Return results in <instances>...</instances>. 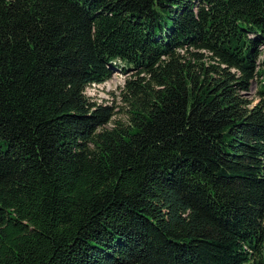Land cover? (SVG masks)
<instances>
[{
    "label": "trees",
    "instance_id": "trees-1",
    "mask_svg": "<svg viewBox=\"0 0 264 264\" xmlns=\"http://www.w3.org/2000/svg\"><path fill=\"white\" fill-rule=\"evenodd\" d=\"M0 264H264V0H0Z\"/></svg>",
    "mask_w": 264,
    "mask_h": 264
},
{
    "label": "rangeland",
    "instance_id": "rangeland-1",
    "mask_svg": "<svg viewBox=\"0 0 264 264\" xmlns=\"http://www.w3.org/2000/svg\"><path fill=\"white\" fill-rule=\"evenodd\" d=\"M134 75V70L128 69L123 71V68L117 67L114 69L110 79L102 84L89 85L86 87L85 92L92 100L98 103H107L115 106V115L113 120L118 119L120 122H125L127 105L122 101L120 96V88L125 83V80ZM256 80L252 82L250 90L246 92L245 96L255 102L256 99ZM253 102V103H255Z\"/></svg>",
    "mask_w": 264,
    "mask_h": 264
}]
</instances>
